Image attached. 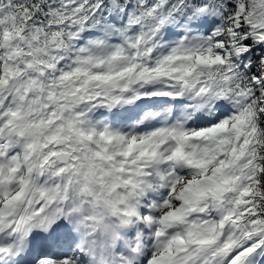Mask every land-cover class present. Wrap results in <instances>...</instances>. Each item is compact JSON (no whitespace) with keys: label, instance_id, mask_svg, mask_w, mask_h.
Wrapping results in <instances>:
<instances>
[{"label":"snow or ice","instance_id":"1","mask_svg":"<svg viewBox=\"0 0 264 264\" xmlns=\"http://www.w3.org/2000/svg\"><path fill=\"white\" fill-rule=\"evenodd\" d=\"M0 264H264V0H0Z\"/></svg>","mask_w":264,"mask_h":264}]
</instances>
